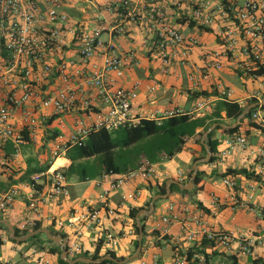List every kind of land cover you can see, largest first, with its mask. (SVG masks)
Masks as SVG:
<instances>
[{"label":"built area","instance_id":"1","mask_svg":"<svg viewBox=\"0 0 264 264\" xmlns=\"http://www.w3.org/2000/svg\"><path fill=\"white\" fill-rule=\"evenodd\" d=\"M71 0H0V166L9 167L8 156L2 147L8 143L14 145L12 157H18L19 148L25 137L21 132L33 133L39 126L40 113L50 110L53 115H62L77 108L82 114L74 119L73 130L66 141L55 145V156L67 155L75 146H81L90 134L101 130L114 131L121 127L136 126L142 118L134 115L133 105L138 98L139 83L132 88L119 84L124 77L125 68L138 63L137 55L131 51L122 53L117 38L127 32L128 24H142L144 46L154 53L166 71L175 65L187 66L192 49L198 45L196 38L186 35L178 25L173 24L175 12L179 19L188 22H200L212 28L219 18L218 31L228 48L232 49L244 40L243 52L251 58L247 72L264 66V0H229L222 2L216 10L209 0H115L101 6H95L96 24L89 28L85 24L74 22L68 12ZM92 2V0H87ZM93 4V3H92ZM109 16V17H108ZM108 35V39H104ZM75 47L76 56L66 58V53ZM227 51L206 56L205 62L196 66L189 75L192 85L199 88L208 81L211 71H221ZM53 75L59 76L65 86L54 93L45 91ZM259 81L251 100H264V76H251ZM75 79V80H74ZM73 82H75L73 84ZM77 82V83H76ZM219 98L231 100L234 91L217 83ZM95 99H99L103 109H95ZM209 108L207 101L199 102L191 111L174 109L162 115L152 114L150 120H162L188 114L195 116ZM261 109L252 115L253 120L264 123ZM19 118L24 130L17 128ZM224 157L239 149L261 159L259 173L264 172V149L252 146L244 135H231L226 141ZM155 163L144 159L136 168L124 174L105 173L98 180L103 188L100 195L101 208L92 207L83 217L91 228L102 227L106 220L115 217L116 212L109 206V195L122 189L137 178L150 179L157 175ZM47 179L50 190L43 194L39 184ZM224 183L232 191L239 189L233 179ZM32 189L37 194L30 200L29 208L41 215V205L48 200H58L69 196L67 178L59 169L50 167L47 171L33 175ZM19 188L0 195V211H6L14 205ZM125 199H134L129 194ZM252 197H250L251 199ZM217 202V199H216ZM247 204H241L246 207ZM104 209V213L102 210ZM173 212L174 206L167 207ZM170 216L162 219L161 232L168 235L172 223ZM74 221H71L72 225ZM35 223H30L33 226ZM62 226V222L57 223ZM27 225H24L26 228ZM195 233L187 235L188 241L195 239ZM121 237L106 232L100 239L106 251L114 252ZM204 239L209 246L204 252L195 253L192 260L187 252L175 255L177 264H221L229 257H253L256 247L263 245L261 237L243 235L235 232H213L206 230ZM203 239V240H204ZM212 250L211 256L206 249ZM71 255L82 252L79 244L69 247ZM210 259H209V258ZM0 264H10L0 262ZM43 264L52 263L49 259ZM157 264V263H155Z\"/></svg>","mask_w":264,"mask_h":264},{"label":"crops","instance_id":"2","mask_svg":"<svg viewBox=\"0 0 264 264\" xmlns=\"http://www.w3.org/2000/svg\"><path fill=\"white\" fill-rule=\"evenodd\" d=\"M75 1L71 0L68 6L70 16L73 13ZM80 1L91 6L92 14L89 17L94 26L96 24L95 6H101L102 9L104 5L97 4L96 0H92V2ZM106 1L110 3L115 0ZM224 1L227 3L229 0H209L210 6L215 10ZM74 22L87 26L86 21ZM172 23L178 25L186 35L199 41L198 45L192 49L187 66L175 65L166 71L157 56L144 46V29L140 23L128 24L126 34L119 36L116 40L121 46L123 54L133 51L137 55L138 63L127 66L124 77L119 80V84L125 88H132L135 83H139L138 98L133 105L134 115L142 119H149L152 114L162 115L174 109L188 112L193 110L199 102L207 101L209 108L195 115L196 117L202 116L219 99V93L216 90L217 83L232 89L234 94L231 100L238 102L241 106H245L251 101V96L258 87L259 81L254 80L246 71L251 58L243 52L244 40L241 44L229 49L217 28L222 24L219 18L215 26L208 28L201 25L200 22L190 23L179 19L175 12ZM104 39H108V35H104ZM224 51H227L228 55L223 59V69L211 71L208 81H203L199 88L194 87L189 80V75L195 67L202 65L208 54ZM75 56V47L66 53V58ZM64 86L65 83L62 79L53 75L49 83L42 88L49 93H54ZM204 92L211 93V96L201 95ZM196 95H198L197 98ZM94 103L95 109H103L99 99H95ZM260 112L264 116V112ZM81 114V108L62 115H53L50 110H44L40 113L39 126L33 133L30 134L27 130L21 132L25 141L19 148L18 157H12L15 151L12 143L2 147L4 154L8 156L9 167L5 169L0 166V195L14 187L19 188V195L12 208L0 211L3 216L1 220H6L14 228L19 229H31L33 226H30V223H40L43 229L64 234L66 236L64 239L68 242L67 247L79 244L82 247V252L78 254L89 253L92 255L98 247H101L102 254L106 253L100 239L106 232H112L121 237L120 244L114 252L119 257H126L124 261L127 262L121 261L123 263L120 264H177L175 255L201 246L206 230L216 233L235 232L261 237L264 240V172L259 173L261 159L239 149L224 157L222 153L227 150L225 141L231 135H225L222 130L216 133V138L221 142L218 160L212 164L208 162L198 165V172L205 173L206 178L198 186L195 184L189 191L191 193L182 194L174 191L169 194L167 199H163L167 200L166 202L158 204L161 200L159 199L155 202V209L152 212H149L150 208L149 210L143 209L135 220L129 215L131 209L146 207L148 203L151 206L152 200L156 196L154 193L163 183L167 184L175 180L186 185L190 182L191 179L189 180L188 177L194 170L196 163L194 158L202 154L201 146L197 143L196 138L189 139L185 149L171 160L155 163L158 167L156 176L147 180L137 178L122 189L112 192L108 197V202L109 206L115 210L116 215L114 218L106 220L102 227L91 228L88 226V222L83 219L88 209L101 208L102 206L100 195L103 188L98 187L96 183L101 176L88 181H79L76 178L67 180L69 196L58 200H48L41 205V215L37 216L29 208V203L33 197L37 196L32 189L31 182L33 175L38 173H34L26 180H23L24 174L31 162L39 165L51 163L53 169H59L63 173L70 167L72 162L67 158V155L61 153L56 158L55 145L68 139L73 130L74 119ZM248 122L249 120L245 121L241 132L237 135L246 136L252 146L264 149V133L249 128ZM16 123L18 129L24 130L19 118ZM239 168L254 172L261 177V181L249 179L244 175L226 178L212 176L213 173L220 174L229 169ZM227 178L236 181L239 189L232 191L227 187L224 183ZM184 181L188 182L185 184ZM171 185L178 184L172 183ZM39 187L43 194L50 190L47 179H43ZM129 194H134L135 198L125 199L124 197ZM250 197L252 198L250 199ZM241 204H247V206L241 207ZM169 205L174 206L171 213L167 209ZM102 213H104V209ZM167 215L173 221L169 227L168 235H163L161 232L162 219ZM144 216L145 218L142 219ZM140 219L142 222L139 221ZM71 221H74L72 225H70ZM135 221L138 227L139 225L142 229L144 227V243L142 241V251L139 257L131 260V257L136 253L132 254L135 250V241L139 240V236L135 233ZM58 222H62L63 225L59 226ZM24 225L27 227L24 228ZM189 233L196 234L193 241L187 240ZM11 239L9 229L8 231L0 230V262L43 264L44 260L49 259L52 263H59L58 257L49 253L48 248L45 250L39 248L40 240L17 244ZM211 252L210 248L206 249V253L210 256ZM71 256L69 255L70 258ZM258 259L264 260V243L256 247L253 257H238L240 264H254ZM220 263L225 264L224 261Z\"/></svg>","mask_w":264,"mask_h":264},{"label":"trees","instance_id":"3","mask_svg":"<svg viewBox=\"0 0 264 264\" xmlns=\"http://www.w3.org/2000/svg\"><path fill=\"white\" fill-rule=\"evenodd\" d=\"M249 76H264V66L259 65L256 70L247 72ZM242 74V73H241ZM216 95L217 93H213ZM203 96H211V93L204 92L201 93ZM198 95H196V98ZM219 98V96H218ZM252 104H259L257 100L249 101L245 106H241L238 102L219 98L216 100L211 109L207 111L202 116H192L188 114H180L177 116L169 117L162 120L160 123L155 120L142 119L140 123L136 126L125 125L118 130L107 131L101 130L94 132L89 135L87 140L81 146H75L70 149L67 153V158L71 160L72 164L64 172L67 180H72L74 178L79 181L93 180L105 173H117L124 174L132 169L136 168L140 161L147 159L152 163H161L163 160H171L179 153H181L187 144V141L191 138H196L197 143L201 146L202 154L194 158V162L203 159L207 156V152L203 144H201V139L204 133L213 125L218 124L217 128L211 132L208 136V144L211 148L213 156L211 157L209 164H212L218 160L219 157V147L220 140L216 138V133L222 130L225 135H235L241 132L242 126L246 120H249L248 126L251 129L259 130L264 133V123L260 120H253L252 115L258 110H262L259 105L251 110V112L241 121L238 127L233 129H223L221 125H233L237 118L243 113V111ZM264 106V105H263ZM90 160H94L92 163ZM51 167V163L46 165H39L38 163H30L23 180L29 179L34 173H42L47 171ZM191 171L188 179L192 177ZM244 175L249 179L261 181V177L256 175L254 172L248 169H229L225 173H213L212 176H220L226 178L228 176ZM206 178L205 173L199 171L195 179V184L198 186L203 179ZM184 181L183 183H187ZM178 191L182 194L191 193L186 190H182L179 185H171V192ZM167 193V184L163 183L155 195H165ZM150 203L146 207L133 208L130 211V217L135 220L138 213L145 209L149 210ZM3 216L0 214V220ZM145 216L142 218L144 219ZM142 219L139 221L142 222ZM135 233L139 236V227L137 222H134ZM16 229L17 237H22L28 235L29 233L43 229L40 223H35L31 229ZM0 230L8 231L7 227L0 224ZM143 231L144 227H143ZM53 236H61L66 238V236L60 232L50 231ZM45 235V234H42ZM39 248L45 250L48 248L49 253L56 255L60 264H68L61 260L60 247L55 245L49 239L42 240L40 234L35 235L28 239L27 241H16L11 239V241L17 244H24L31 241H38ZM1 242V241H0ZM144 243V241H143ZM142 243V244H143ZM44 244V246H43ZM209 241L203 240L201 246L194 247L187 252L189 260H192L194 254L197 252H204L205 249L201 247L209 246ZM101 246V245H99ZM139 247V240L135 241V250L132 254L136 252ZM101 247H98L96 252L92 255L89 253H82L78 255L71 256L69 247L67 250L72 260L80 257L92 258L98 260L105 256H113L119 261L126 260V257H119L115 252L108 251L104 254L100 251ZM209 258V257H208ZM210 259V258H209ZM228 262L225 264H240L237 257H229ZM83 264V263H77ZM101 264H118L113 261H104ZM210 264V261L208 262ZM254 264H264V260L258 259Z\"/></svg>","mask_w":264,"mask_h":264},{"label":"water","instance_id":"4","mask_svg":"<svg viewBox=\"0 0 264 264\" xmlns=\"http://www.w3.org/2000/svg\"><path fill=\"white\" fill-rule=\"evenodd\" d=\"M263 104H264V100H263ZM258 104H252L249 105L244 111L243 113L237 118L236 122L233 125H221L224 129H233L238 127V125L241 123V121L251 112V110L255 107H257ZM218 124H213L203 135L201 142L203 144V146L206 149L207 152V156L203 159H200L198 161H196L195 165H194V172L192 174L191 180L188 184L184 185L181 183L176 182L175 180H172L170 182L167 183V193L165 195H156L151 203L150 206V211L152 212L155 209V202L158 201L159 199H167L169 194L171 193V184H178L181 189L186 190V191H191L192 188L195 186V179L197 177L198 174V165L201 163H208L211 159V157L213 156V153L211 152V148L208 144V136L211 132H213L216 128H217ZM147 213V212H145ZM0 224H5L7 226V228L10 231L11 234V238L13 240L16 241H27L28 239H30L31 237L38 235V234H45V236L47 237V239H49L50 241H52L55 245L60 247L61 250V254H60V258L61 260L65 261L68 264H77V263H83V264H101L104 261H113L115 263H123L121 261H119L118 259H116L113 256H105L103 258H100L98 260H94L92 258H85V257H80L77 258L75 260H72L69 257V253L67 250V240L64 239L61 236H53L51 234V232L48 229H40V230H36L33 231L31 233H29L28 235L22 236V237H17L16 235V230L15 228L6 220H0ZM139 229H140V235H139V247L136 251V253L131 257V260L136 259L139 257L141 251H142V241H143V237H144V233H143V229L141 227V225H139ZM127 261H124V263H126Z\"/></svg>","mask_w":264,"mask_h":264},{"label":"rangeland","instance_id":"5","mask_svg":"<svg viewBox=\"0 0 264 264\" xmlns=\"http://www.w3.org/2000/svg\"><path fill=\"white\" fill-rule=\"evenodd\" d=\"M97 4L100 5H105L107 3L106 0H96ZM73 13L71 15L72 19L74 21H86L87 26L89 28H91L93 26V21L91 20V18L89 16H91L92 11H90L92 8L90 5H88L87 3H85L84 1H80V0H76L75 1V6L73 7ZM263 112H264V106H262ZM94 160H90V162L92 163ZM167 200H163L161 199L159 203H164ZM40 238L42 240H47V237L45 235L40 234Z\"/></svg>","mask_w":264,"mask_h":264},{"label":"bare ground","instance_id":"6","mask_svg":"<svg viewBox=\"0 0 264 264\" xmlns=\"http://www.w3.org/2000/svg\"><path fill=\"white\" fill-rule=\"evenodd\" d=\"M60 160H62V159H60Z\"/></svg>","mask_w":264,"mask_h":264}]
</instances>
